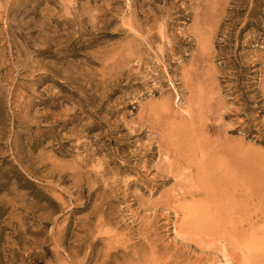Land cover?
Instances as JSON below:
<instances>
[{"label":"rangeland","instance_id":"obj_1","mask_svg":"<svg viewBox=\"0 0 264 264\" xmlns=\"http://www.w3.org/2000/svg\"><path fill=\"white\" fill-rule=\"evenodd\" d=\"M210 167L264 202V0H0V264H264Z\"/></svg>","mask_w":264,"mask_h":264},{"label":"bare ground","instance_id":"obj_2","mask_svg":"<svg viewBox=\"0 0 264 264\" xmlns=\"http://www.w3.org/2000/svg\"><path fill=\"white\" fill-rule=\"evenodd\" d=\"M204 128V127H203ZM194 143V142H193ZM193 145V144H192ZM193 146H195V145H193ZM200 146V145H199ZM200 148V147H199ZM219 156V155H218ZM204 157V156H203ZM192 158V157H191ZM185 159V158H184ZM193 159V158H192ZM192 159H189L188 160V158H187V160L185 159L184 160V164H185V166H187V167H189L190 168V166H195V164H196V162H194ZM213 161V160H212ZM187 162V163H186ZM203 162V161H202ZM188 163H190V165L188 164ZM204 163H206V162H204ZM209 163H207V165H208ZM218 164V163H217ZM197 165H198V163H197ZM197 165H196V169H197ZM210 165V164H209ZM212 165V164H211ZM223 165V164H222ZM199 166V165H198ZM218 166V165H217ZM204 166H202V168H203ZM199 170H201L202 168L199 166ZM213 169V167H210V169ZM212 169H211V171H207L205 168H204V170L205 171H203V172H205V173H207V174H203V173H201L200 174V172H199V177L197 178V179H195L194 181H193V183H195V182H197V184L199 183V184H205V182H207V180H209L210 182H214V183H212L213 185H211V184H207V185H205L206 186V188L205 189H207V188H209V189H207V190H212L213 192H211V191H206V193L204 194L205 195V198L207 199V201L208 202H210V204H212V205H210L209 206V204H208V208L207 207H204L205 208V210H204V208H203V211H202V215H200V216H210V218L212 219V221L213 222H215V224H219V226L218 227H222L223 228V230H222V232H224V230H225V232H226V234L225 233H223L225 236H223L224 238H225V240L227 241V243H225L224 244V246L220 249V251L222 252V254L224 255V256H226L227 254H229L230 252V247H233L234 249H238V250H242L241 252L244 254V252L246 251L247 253H249V254H252L253 252H254V250H253V246H255L256 244H255V242H257L258 240H262L263 242H264V238H261V237H259L258 235H259V233H260V231L262 230V229H251V230H248L247 228H246V226H253V225H255L256 223H258L259 221H262L263 223H264V216L262 217V218H260L259 217V214L260 213H264V202H262L261 200H260V198L259 199H255V197L253 196V191L252 190H250L251 189V187H250V191L249 192H247V190L245 191V189L243 188V187H245V186H243V187H240V189L238 188H236V190H235V192H232V194L230 195V201H228L229 203H227V202H222L221 201V197H222V195H223V193H224V195H226L227 196V194H225V192H222V193H219L220 191H222V189L221 188H217V187H220V186H223L224 184H226V183H231L232 182V180H230L231 179V177L228 175H226L224 172H216L215 173V171H214V173L212 172ZM198 172V171H197ZM202 172V171H201ZM235 173V175H236V171L234 172ZM198 174V173H197ZM231 174V173H230ZM233 175V174H232ZM233 177V176H232ZM237 177V176H236ZM234 178V181L237 179V178ZM239 179V178H238ZM240 180V179H239ZM242 180H243V178H242ZM238 181V180H237ZM192 183V184H193ZM209 183V182H208ZM240 183V182H239ZM241 183H242V181H241ZM241 183H240V185H241ZM248 183V182H247ZM198 184V185H199ZM243 184V183H242ZM245 184V183H244ZM217 186V187H215V186ZM234 185H236V184H234ZM239 185V184H238ZM200 186V185H199ZM228 186V185H227ZM250 186V185H249ZM230 187H231V185H230ZM239 187V186H238ZM202 188V187H201ZM220 189V191L218 192V190L216 191V192H214V190L215 189ZM225 188V187H224ZM224 188H223V191H224ZM205 189H204V191H205ZM227 189H229V188H227ZM235 189V188H234ZM246 189H248V188H246ZM226 190V189H225ZM226 192H227V190H226ZM245 192H247L248 194H249V196L247 197V199H245L246 200V203L244 204L243 203V196H241V197H239L240 195H245L244 193ZM183 193V192H182ZM202 193V190H201V192L199 191V190H196L195 189V191H188V192H186V195L187 196H195V195H198V194H201ZM237 195H239V196H237ZM229 196V195H228ZM227 196V197H228ZM246 196V195H245ZM225 197V196H224ZM229 198H227V200L229 199ZM174 200H176V199H174ZM203 200V199H202ZM225 200V199H224ZM226 200V201H227ZM205 203H206V200L204 201ZM171 205V204H170ZM171 208H173V207H171ZM207 208V209H206ZM177 209V208H176ZM201 209V208H200ZM174 210V209H173ZM183 210H184V207H183ZM193 210H195V209H193ZM243 210L244 211H248V212H251L250 214H249V216L248 217H246V218H242V217H240L241 216V213L243 212ZM174 211H176V210H174ZM178 211V210H177ZM199 211L200 210H198L197 212L199 213ZM200 211V212H201ZM182 212V211H181ZM180 211H178V213H181ZM177 213V212H176ZM197 214V213H196ZM235 214H237L238 215V217L236 218L237 220L236 221H233L231 218V216L233 215V217H235L236 215ZM179 216V215H178ZM196 216H194V218H195ZM189 218H191V217H189ZM209 218V219H210ZM192 219H193V217H192ZM188 220V219H187ZM186 220V221H187ZM196 220H197V218H196ZM195 220V221H196ZM208 222V221H207ZM205 225V224H204ZM144 226V225H143ZM191 226H192V224H191ZM212 226V225H211ZM205 227V226H204ZM214 227H216V226H214ZM184 228V227H183ZM195 228V227H194ZM217 228V227H216ZM204 229V228H203ZM211 229V228H210ZM196 230V229H195ZM218 230H219V228H218ZM215 231V230H214ZM263 231V230H262ZM263 233H264V231H263ZM217 234V233H216ZM250 235L249 237V239H250V241L249 242H247V243H244L243 241H242V239L246 236V235ZM145 237V236H144ZM263 237V236H262ZM188 240V239H187ZM243 240H245V239H243ZM261 241V242H262ZM221 242V241H220ZM164 245V244H163ZM167 245V244H166ZM228 245H229V247H228ZM243 249H244V252H243ZM257 250V249H256ZM209 251V250H208ZM231 252H232V250H231ZM235 253V252H234ZM263 253V252H262ZM262 253H255V254H258V255H260V254H262ZM232 254V253H231ZM234 255V254H233ZM245 255V254H244ZM263 255H264V253H263ZM170 257V256H169ZM139 258H141V256H139ZM138 258V259H139ZM168 258V257H167ZM161 257H158V256H152V258H151V262H149L147 259H145L144 260V262L142 263V264H167L166 263V261H165V263H162V261H161ZM171 259V258H170ZM243 259H244V257H243ZM198 260V259H197ZM202 260V259H201ZM238 260V259H237ZM229 261V260H228ZM245 261H247V263H249V261L245 258ZM198 262V261H197ZM239 262V261H238ZM257 263L258 261H254V263ZM229 263H230V261H229Z\"/></svg>","mask_w":264,"mask_h":264}]
</instances>
